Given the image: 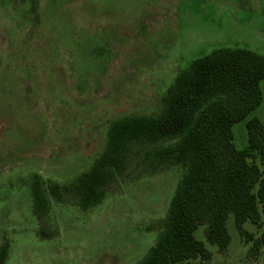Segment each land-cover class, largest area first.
Returning a JSON list of instances; mask_svg holds the SVG:
<instances>
[{
  "label": "rangeland",
  "instance_id": "rangeland-1",
  "mask_svg": "<svg viewBox=\"0 0 264 264\" xmlns=\"http://www.w3.org/2000/svg\"><path fill=\"white\" fill-rule=\"evenodd\" d=\"M220 47L264 54V0H0V246L5 264H135L154 244L149 224L164 217L183 168L141 173L107 186L89 210L52 200L57 235L37 236L30 177L68 184L102 152L109 125L156 115L175 76ZM260 104L232 126L237 149L246 122L264 121ZM256 163L264 176V162ZM219 252L199 225L194 236L209 259L186 264H264L226 220ZM258 237L261 229L244 223Z\"/></svg>",
  "mask_w": 264,
  "mask_h": 264
},
{
  "label": "trees",
  "instance_id": "trees-1",
  "mask_svg": "<svg viewBox=\"0 0 264 264\" xmlns=\"http://www.w3.org/2000/svg\"><path fill=\"white\" fill-rule=\"evenodd\" d=\"M264 54L245 48L220 47L199 56L182 69L166 89L156 115L124 116L106 133L102 152L91 166L68 184L46 182L33 173L29 181L31 212L37 236L57 235L49 223L52 200L89 210L104 200L107 186L137 167L141 173L181 166L183 174L165 215L148 230L155 242L135 264H186L207 260L210 252L194 236L206 226V240L219 252L230 243L226 227L234 226L253 253L264 248V176L256 163L264 162V121L246 122L247 146L237 149L232 126L245 119L261 102ZM250 222L261 229L254 237L244 228ZM9 244L0 246L5 264Z\"/></svg>",
  "mask_w": 264,
  "mask_h": 264
}]
</instances>
